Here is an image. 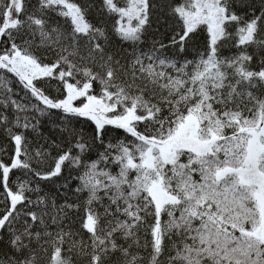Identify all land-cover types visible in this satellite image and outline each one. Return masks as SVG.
<instances>
[{"label":"snow or ice","instance_id":"snow-or-ice-1","mask_svg":"<svg viewBox=\"0 0 264 264\" xmlns=\"http://www.w3.org/2000/svg\"><path fill=\"white\" fill-rule=\"evenodd\" d=\"M0 264H264V0H0Z\"/></svg>","mask_w":264,"mask_h":264}]
</instances>
